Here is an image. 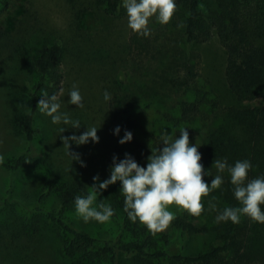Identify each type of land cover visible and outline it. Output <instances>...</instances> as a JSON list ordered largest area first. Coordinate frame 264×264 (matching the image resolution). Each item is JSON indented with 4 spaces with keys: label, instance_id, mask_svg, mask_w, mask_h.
<instances>
[{
    "label": "trees",
    "instance_id": "16d2710c",
    "mask_svg": "<svg viewBox=\"0 0 264 264\" xmlns=\"http://www.w3.org/2000/svg\"><path fill=\"white\" fill-rule=\"evenodd\" d=\"M7 2L0 0V5L6 7ZM94 2L103 6L107 14H126L121 0ZM176 3L177 9L168 25L177 36L171 33L162 37L159 28L151 30L147 37L131 33L128 55L135 77L130 84H120L110 103L117 119L115 128H121L119 137L114 135L112 141L114 155L123 159L126 153L130 154L140 166L146 167L152 150L163 147L160 136L164 130H176L179 136L181 128L200 120L204 132L196 144L202 156L200 163L209 172V176L203 177L207 183L217 174L212 167L215 158H227L229 164L248 159L253 165L248 179L264 176V0H176ZM38 31L48 32L37 22L32 25L16 21L6 29L0 25V57L15 56L19 60L13 75L22 68L30 73L20 90L24 110L11 120L16 132L28 142L39 133L35 118L40 95L58 94L62 83L58 66L63 46L58 38L41 43L32 55L27 52L28 37ZM212 36L224 49L226 86L236 101L225 106L216 98L210 100L197 78V55L192 46ZM243 101L257 103L247 105ZM124 130L131 131L133 139L121 145L118 140ZM27 159L26 154H20L9 162L2 161V165L16 170ZM223 175L221 189L208 195L210 200L215 197L212 202L218 210L239 206L227 172ZM88 182L44 177L40 189L20 196L21 201L35 204L28 213L15 212V220L21 222L20 232L37 234L51 227V232L60 238L62 254L71 264H116L125 258L136 264H264V224L246 216L238 224L216 223L215 211L207 221H200L183 211L175 215L165 231L153 235L140 222L128 219L123 211L119 181L112 185L109 204L115 210L112 218L118 223L120 237L98 239L74 226L64 215L74 208L77 195L87 194ZM54 200L60 212L54 207L50 211L46 208ZM174 232L181 240L175 252L170 250ZM15 233L21 239V234ZM195 236L203 240L200 247L193 248L190 242Z\"/></svg>",
    "mask_w": 264,
    "mask_h": 264
},
{
    "label": "rangeland",
    "instance_id": "374dc122",
    "mask_svg": "<svg viewBox=\"0 0 264 264\" xmlns=\"http://www.w3.org/2000/svg\"><path fill=\"white\" fill-rule=\"evenodd\" d=\"M6 7L0 5V25L5 29L10 23L23 21L28 24L38 23L47 33H34L28 37L26 49L34 54L36 48L52 38H58L63 46V57L58 66L62 75L61 89L58 93L62 102L61 111L69 112L73 119L81 121L79 129L67 128L60 135L79 136L88 127H99L97 135L99 142L91 140L84 145L72 143L70 151L80 157V161L71 160L67 149L58 135L60 125H53L49 117L36 114L35 123L39 129L33 141L28 142L18 134L12 125V118L24 110L20 103V90L24 80L30 76L26 68L13 75L16 67L15 56L0 57V264H71L70 259L61 251L60 238L51 232L52 228L37 234L31 231L21 233V222L15 220V212L31 211L35 204L20 200L21 194L40 189L42 179L50 178L86 179L87 194L92 191L93 177L100 180L109 178L113 157V130L117 119L111 109V101L105 102L103 93L107 90L112 98L120 89V84H130L135 77L129 65L128 47L132 33L127 26V16L105 13L103 6H97L95 0H7ZM2 7V9H1ZM172 20V18H171ZM171 20L169 22H171ZM171 24V23H170ZM151 30L159 28L162 37L177 34L168 24L161 25L150 21ZM53 35H51V34ZM161 37V38H162ZM31 45V46H30ZM197 55V78L199 84L208 92L210 100L217 99L221 106L236 102L227 89L225 81V52L218 39L212 36L209 40L192 46ZM12 76V78H10ZM73 85L79 87L84 97V108H76L67 104L68 92ZM16 91L18 97L16 98ZM62 92V94H61ZM210 103V102H209ZM255 101H243V104H255ZM207 106L204 108L206 110ZM191 144L198 143L204 132L200 120L186 126ZM176 135L177 131L168 134ZM20 154H26L27 160L19 169L11 170L2 165ZM112 185L101 195H97V203L101 200L109 204ZM207 197L201 198L204 211L197 216L200 221H207L212 210L209 209ZM50 202L46 208L52 207L60 212L59 204ZM175 215L176 206H169ZM57 212H54L55 214ZM64 215L71 223L92 235L102 238L116 239L120 237L118 223L111 218L109 222L88 223L76 214L75 207L65 211ZM7 217V218H6ZM8 226V228H6ZM31 229V227H29ZM51 229V230H50ZM19 232V234L15 233ZM202 237H192L190 247H200ZM181 240L178 233H172L170 250L175 252L180 248ZM97 264H110L99 262ZM116 264H136L129 258Z\"/></svg>",
    "mask_w": 264,
    "mask_h": 264
},
{
    "label": "clouds",
    "instance_id": "9594fccd",
    "mask_svg": "<svg viewBox=\"0 0 264 264\" xmlns=\"http://www.w3.org/2000/svg\"><path fill=\"white\" fill-rule=\"evenodd\" d=\"M121 7L127 16V26L137 35L147 37L151 34L150 21L166 25L173 17L176 9V0H121ZM182 27V25H178ZM62 94V92H61ZM37 102L36 110L50 118L53 125H60L58 135L64 133L67 128L79 129L81 121L73 119L69 112L61 111L62 102L56 93L49 95L42 93ZM67 104L75 105L76 108H84V97L81 95L78 86L73 85L68 92ZM105 102L112 99L111 94L105 90L103 93ZM99 127H88L79 136L60 135L63 147L67 149V155L71 160L80 161L78 154L70 151L71 144L77 146L87 144L90 140L99 142L97 135ZM189 128L179 130V136L168 134L164 130L160 136V145L148 157L146 167L140 166L130 155L125 154L123 159L114 156L110 166V176L103 181L100 177H93L92 191L86 195H77L74 198L76 214L88 223L109 222L115 215L111 204L102 200L97 203V195L108 189L110 185L120 182L119 191L124 197L123 211L128 219L133 222H140L153 235L165 231L170 223L176 218L175 213L169 210V206H176L178 211H186L191 216H199L204 211L202 197L221 189L224 184V173L227 172L232 185V193L238 202V207H224L217 209V205L208 201L209 209L217 212L215 222H228L238 224L242 216L248 217L256 223L264 224V176L248 179V173L253 168L250 160H237L229 164L227 158H215L212 164L217 171L211 183L204 180L209 176L208 170L200 163L202 156L198 151L197 144L189 141ZM121 128L117 126L113 134L120 135ZM133 134L124 130V135L118 140L123 145L131 142ZM81 166H86L80 161Z\"/></svg>",
    "mask_w": 264,
    "mask_h": 264
}]
</instances>
